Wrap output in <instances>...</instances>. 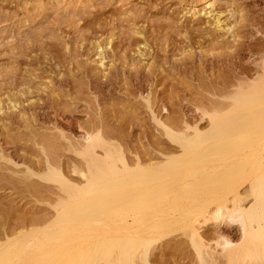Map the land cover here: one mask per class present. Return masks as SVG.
Returning a JSON list of instances; mask_svg holds the SVG:
<instances>
[{"label": "rangeland", "instance_id": "1", "mask_svg": "<svg viewBox=\"0 0 264 264\" xmlns=\"http://www.w3.org/2000/svg\"><path fill=\"white\" fill-rule=\"evenodd\" d=\"M263 58L264 0H0V242L53 217L58 183L41 179L46 160L77 181L74 149L99 132L132 166L158 165L180 150L156 119L206 128L211 100L254 77ZM201 226L225 264L214 242H239L238 226ZM170 235L137 264H200L187 238Z\"/></svg>", "mask_w": 264, "mask_h": 264}, {"label": "bare ground", "instance_id": "2", "mask_svg": "<svg viewBox=\"0 0 264 264\" xmlns=\"http://www.w3.org/2000/svg\"><path fill=\"white\" fill-rule=\"evenodd\" d=\"M98 64L104 67L102 52ZM258 67L254 77L222 87V99L203 111L206 128L175 131L156 119L180 150L158 165L136 159L132 166L99 132L85 133L74 149L83 160L73 166L77 181L46 160L41 179L58 183L53 217L5 237L0 264H93L95 253L105 264L147 263L151 244L172 233L187 238L200 264H214L199 233L208 221L239 228V242L224 235L214 242L225 264H264V58Z\"/></svg>", "mask_w": 264, "mask_h": 264}]
</instances>
